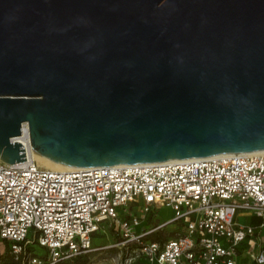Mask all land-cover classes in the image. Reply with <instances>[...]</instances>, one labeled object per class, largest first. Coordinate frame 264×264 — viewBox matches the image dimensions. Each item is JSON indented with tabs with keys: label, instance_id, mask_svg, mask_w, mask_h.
I'll return each mask as SVG.
<instances>
[{
	"label": "water",
	"instance_id": "water-1",
	"mask_svg": "<svg viewBox=\"0 0 264 264\" xmlns=\"http://www.w3.org/2000/svg\"><path fill=\"white\" fill-rule=\"evenodd\" d=\"M264 149V0H0V159Z\"/></svg>",
	"mask_w": 264,
	"mask_h": 264
},
{
	"label": "built area",
	"instance_id": "built-area-1",
	"mask_svg": "<svg viewBox=\"0 0 264 264\" xmlns=\"http://www.w3.org/2000/svg\"><path fill=\"white\" fill-rule=\"evenodd\" d=\"M18 136L29 141L23 127ZM24 152L26 160L0 159V244L7 240L22 264L97 249L92 235L104 223L118 231L115 246L134 243L130 256L146 264H264V151L60 169ZM130 203L139 214L120 217ZM161 205L172 208L169 220L134 230ZM238 213L256 222L239 223ZM172 222L175 236L146 238ZM31 244L45 249L34 253Z\"/></svg>",
	"mask_w": 264,
	"mask_h": 264
},
{
	"label": "rangeland",
	"instance_id": "rangeland-1",
	"mask_svg": "<svg viewBox=\"0 0 264 264\" xmlns=\"http://www.w3.org/2000/svg\"><path fill=\"white\" fill-rule=\"evenodd\" d=\"M41 165V164H40ZM44 166V165H42ZM136 207L130 203L125 207L118 208V212L120 217H126V215L131 212L132 215L139 214L135 211ZM173 216L172 208L169 205H161L158 208H153L152 211L144 214L141 219L140 225L136 226L134 230L141 231L143 228H149L151 225H155L159 222L169 220ZM236 220L239 223H248L252 222L249 217L238 213ZM180 231L179 224L177 222L169 223L164 229L155 232L154 234L148 235L147 239H156L160 234L165 237H172L176 235V232ZM117 229L114 225L109 226L107 223H104L101 226L99 231H96L92 236V245L93 247H99L87 253V262L86 264H136L137 259H132L130 256L134 253L132 250L136 245L134 243H130L128 245H116L119 241L117 238ZM31 235V231L29 236ZM109 245L108 247H104ZM37 253H42L45 248L40 247L39 245L34 246ZM246 254L242 256L244 257V261L246 259ZM0 258L5 260L7 264H12V260L15 261V264H22L21 257L14 258L12 257L11 252L8 249V246L4 243L0 244ZM13 258V259H12ZM245 261H248L247 259ZM248 264H254L249 261Z\"/></svg>",
	"mask_w": 264,
	"mask_h": 264
},
{
	"label": "bare ground",
	"instance_id": "bare-ground-1",
	"mask_svg": "<svg viewBox=\"0 0 264 264\" xmlns=\"http://www.w3.org/2000/svg\"><path fill=\"white\" fill-rule=\"evenodd\" d=\"M22 127H23L24 130L28 131V128L25 125V123H23ZM28 134H29V132H28ZM14 137L15 138L13 140L22 142L24 144V150H26L27 154L32 156L34 158V160H36L41 165H44L45 167L53 168V169H60V168H66V167L72 166V165H68V164L52 161V160H50V159H48V158H46V157L34 152L31 149V146H30V139H29V141H27V140H24L22 137H20L18 135L14 136ZM257 151H264V149H260V150H257ZM243 259H244V257H243Z\"/></svg>",
	"mask_w": 264,
	"mask_h": 264
},
{
	"label": "trees",
	"instance_id": "trees-1",
	"mask_svg": "<svg viewBox=\"0 0 264 264\" xmlns=\"http://www.w3.org/2000/svg\"><path fill=\"white\" fill-rule=\"evenodd\" d=\"M117 238H119V235L118 234H117ZM163 238H165V236H163V235L160 234L156 238V240H161ZM2 243H4L5 245H7L8 246V249L10 251L9 242L7 240H3ZM35 245L36 244L29 245L28 246V250L33 251L34 253H36L37 251H36V249L34 247ZM87 253L79 254V255L73 256V257L68 258V259L60 260L56 264H86V262H87V258H86L87 257ZM11 254H12V257L15 258V255L12 252H11ZM12 262H13L12 264H15V261L12 260ZM0 264H7V262L5 260H2V258H0ZM136 264H146V263H145V261L143 259H140L139 258V259L136 260Z\"/></svg>",
	"mask_w": 264,
	"mask_h": 264
},
{
	"label": "crops",
	"instance_id": "crops-1",
	"mask_svg": "<svg viewBox=\"0 0 264 264\" xmlns=\"http://www.w3.org/2000/svg\"><path fill=\"white\" fill-rule=\"evenodd\" d=\"M250 219L253 220L252 223L256 222V219H253V218H250Z\"/></svg>",
	"mask_w": 264,
	"mask_h": 264
}]
</instances>
